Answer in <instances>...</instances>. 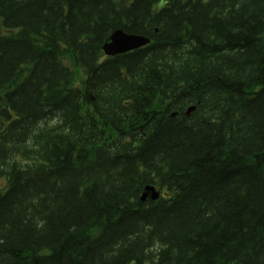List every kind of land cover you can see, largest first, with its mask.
<instances>
[{
  "label": "trees",
  "instance_id": "trees-1",
  "mask_svg": "<svg viewBox=\"0 0 264 264\" xmlns=\"http://www.w3.org/2000/svg\"><path fill=\"white\" fill-rule=\"evenodd\" d=\"M0 264H264V0H0Z\"/></svg>",
  "mask_w": 264,
  "mask_h": 264
},
{
  "label": "water",
  "instance_id": "water-1",
  "mask_svg": "<svg viewBox=\"0 0 264 264\" xmlns=\"http://www.w3.org/2000/svg\"><path fill=\"white\" fill-rule=\"evenodd\" d=\"M143 44H145L144 39L125 37V35L118 32L112 37L111 42L104 47V50L108 55H116L132 48L139 47ZM192 110H194V108L189 109L188 113H190V111ZM157 197L158 194L154 191V189L151 187H147L141 199L146 200L147 198H150L152 200H155L157 199Z\"/></svg>",
  "mask_w": 264,
  "mask_h": 264
}]
</instances>
